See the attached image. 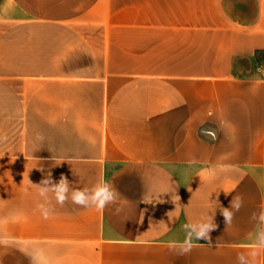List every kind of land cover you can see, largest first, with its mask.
Wrapping results in <instances>:
<instances>
[{
  "label": "crops",
  "instance_id": "crops-1",
  "mask_svg": "<svg viewBox=\"0 0 264 264\" xmlns=\"http://www.w3.org/2000/svg\"><path fill=\"white\" fill-rule=\"evenodd\" d=\"M0 134V264H239L264 209V0H0ZM101 181L117 203L72 202ZM204 216L210 240L169 247Z\"/></svg>",
  "mask_w": 264,
  "mask_h": 264
},
{
  "label": "clouds",
  "instance_id": "clouds-1",
  "mask_svg": "<svg viewBox=\"0 0 264 264\" xmlns=\"http://www.w3.org/2000/svg\"><path fill=\"white\" fill-rule=\"evenodd\" d=\"M7 136L0 134V144L7 141ZM37 139L42 137L37 134ZM30 184H32L29 181ZM39 188V195L46 197V192L49 188L54 189L59 196L57 202L63 204L68 198L70 191V183L66 177L61 176L58 182L53 183L50 174L41 181ZM71 199L74 204L82 207H95L98 210H103L105 207L111 204H115L119 200V194L113 188V186L107 181L98 182L91 189L84 190H72ZM236 201H239L237 203ZM242 206V200L239 197H233L230 208H223L221 210L226 224L230 223L231 218L234 215V210L238 211ZM45 219L49 218L50 209L45 204L38 205ZM117 212L121 211L120 208L116 209ZM255 222V231L250 233V241L247 255L241 254L238 256L239 264H258V257L264 252V209L258 214L254 213L252 217ZM213 216H204L198 220L183 225L185 232V238L183 241H171L169 247L176 250L178 254L184 255L189 253L199 243L198 240H210V232L216 228ZM0 243H4L3 239H0ZM32 264H48V262L42 257L40 252H34L32 254Z\"/></svg>",
  "mask_w": 264,
  "mask_h": 264
}]
</instances>
